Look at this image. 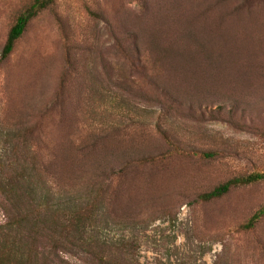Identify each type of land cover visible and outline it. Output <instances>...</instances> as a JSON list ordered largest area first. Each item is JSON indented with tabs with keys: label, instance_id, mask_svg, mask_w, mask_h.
I'll list each match as a JSON object with an SVG mask.
<instances>
[{
	"label": "rangeland",
	"instance_id": "rangeland-1",
	"mask_svg": "<svg viewBox=\"0 0 264 264\" xmlns=\"http://www.w3.org/2000/svg\"><path fill=\"white\" fill-rule=\"evenodd\" d=\"M30 1L0 0V53L15 16ZM191 4L204 9L202 0H57L31 22L14 54L0 62V175L33 179L30 154L17 135L32 126L46 142L79 133L107 136L122 128L126 138L103 158L118 165L169 151L159 132L182 148L155 167L131 166L117 172L116 180L102 179L95 193L106 190L111 197L94 209L85 235L96 245L64 253L67 263L95 264L92 251L115 257L117 264H264V217L253 231H240L264 206V182L210 204L196 197L234 176L264 173V0L217 6L212 16L234 11L222 25L229 29L213 27L208 14L202 27L196 23L199 39L192 48L211 47L198 61L195 54L185 55L183 69L194 72L189 66L194 64L202 76L183 74L177 82L162 74L172 58L167 42L155 36L169 20L181 24ZM118 40L129 46L119 48ZM226 40L232 43L224 62L217 46L224 51ZM134 48L136 54L128 53ZM157 60L163 64L156 67ZM245 79H252L251 85ZM176 84L185 106L171 109L165 99L155 101L154 93L166 96ZM234 102L239 106L232 112ZM10 183L0 181V224L13 210L14 200L1 191ZM36 189L26 202L37 204L47 196L68 208L81 196L46 195L50 185Z\"/></svg>",
	"mask_w": 264,
	"mask_h": 264
},
{
	"label": "trees",
	"instance_id": "trees-1",
	"mask_svg": "<svg viewBox=\"0 0 264 264\" xmlns=\"http://www.w3.org/2000/svg\"><path fill=\"white\" fill-rule=\"evenodd\" d=\"M202 1L204 2V9L197 11L196 8H192L193 4H191L187 10L192 9L186 14V18L181 21V24L176 22L170 25L169 20L168 26L155 36L157 39H164L167 42V54H171L170 57L172 58L169 66L162 70V74L164 76L173 75L177 82L183 74L195 78L202 76L198 74L195 69L197 67L194 64L189 65L194 68V72H192L193 70L183 69L186 63L183 61L185 55L195 54L198 56V61L201 58L208 57L207 48L211 47L210 45H203L192 48V45L199 39L193 33L195 28H199L196 27V23L201 22L200 27H202L206 15L208 14L211 17L212 11L216 10L217 12V6L220 9H228L225 6L228 0ZM205 2L210 4V6L206 5ZM56 3L57 0H31L27 7L15 16L0 53V62L8 60L14 54L19 41L24 36L31 22L43 12L55 7ZM233 12H227L222 16H212L211 19L215 22L213 27L229 29V27L223 28L222 25L226 23ZM251 14L254 17L253 11ZM185 21L189 23L186 26ZM223 35L221 37L222 41L225 39L226 34ZM117 43L121 49L125 45L129 46L125 41L118 40ZM231 43L227 40L224 41V51L221 44L217 46L224 62L228 57L225 56V51ZM262 43L261 41L257 42L254 46L259 49L258 45ZM249 49L259 57L258 51L252 46H249ZM138 51V48H134L128 53L136 54ZM221 53L224 54L222 55ZM192 60L196 61V59ZM161 64H163L162 61H155L156 67ZM239 64L237 63L236 66H239ZM199 70L203 73L200 66ZM253 74L257 75V72H253ZM250 80L252 81V79H245V84L251 85ZM178 87L176 84V88L173 87V91L166 94V96H163L161 92L154 93L155 101L161 102L165 99L166 105H170V108L171 105L178 106L182 104L185 106L181 101L182 92L178 91ZM86 96L88 98V93ZM150 96L148 98L152 100V95ZM236 105L239 106L235 102L232 104V112L238 109ZM128 126L132 127L134 125ZM29 129L24 133L19 131L17 135L19 141L27 147L30 154V170H33V179L29 178L30 176L26 179V177L12 174H8L7 177L0 175V181L4 178L11 182L9 189H1L2 193L7 195L9 202L14 200L11 205L13 208L10 212L11 214L6 215V220L0 224V264H70L62 257L64 253L73 248H82L84 245L89 247L96 245L88 244L87 240H85V235L89 223L95 218L94 209L99 203H104L105 199H110L111 197V194H106V190L95 193L97 186L102 188L101 180L109 178L116 180L118 177L117 172L125 173L126 169L131 166L151 165L155 167L163 160H167L176 155L177 152L182 151V148L177 147V141H172L173 139L171 140L166 133L159 132L165 144L169 147L167 149L169 151L165 150L158 155L134 158L129 164L122 162V164L118 165L115 162L109 163L103 158L105 156L108 159L109 151L119 144L118 140L126 138L121 136L123 133L122 128L113 129L107 136H102L101 131L99 135L86 138L81 133L78 136L64 135L54 142H46L44 139H40L34 126ZM128 134L130 135L126 131L125 135ZM196 155L201 156L203 159H213L216 156L213 153H197ZM95 167H103L104 169L102 172H98ZM1 169L3 170V167ZM28 169L26 168L25 170ZM262 182H264V173L234 176L207 191L199 193L196 196L197 201L203 204H210L224 199L237 188L248 187ZM26 183L31 185L26 186ZM38 185H50L46 195L54 191V195L55 193L61 195L62 193L65 195H74L76 193L81 196L78 201L70 202V207L68 208H61L59 207L60 205L52 204L47 196H43L41 202L37 204H31V201L26 202L25 198H30L27 197L28 194L33 196L37 193L36 187ZM25 188H27L28 192L24 191ZM23 201L27 203L25 210L22 209ZM263 217L264 206L240 227V231L247 233L253 231ZM102 250H104V247ZM89 253L90 257H93L95 264H117L115 257H107L104 254L97 255L92 251Z\"/></svg>",
	"mask_w": 264,
	"mask_h": 264
}]
</instances>
